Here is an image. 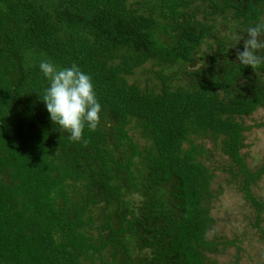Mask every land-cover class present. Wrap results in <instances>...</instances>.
Returning a JSON list of instances; mask_svg holds the SVG:
<instances>
[{"label": "trees", "instance_id": "16d2710c", "mask_svg": "<svg viewBox=\"0 0 264 264\" xmlns=\"http://www.w3.org/2000/svg\"><path fill=\"white\" fill-rule=\"evenodd\" d=\"M131 1L0 0V264H210L214 174L195 138L220 141L264 235L251 191L264 167L240 155L264 65L240 64L233 38L264 0ZM42 60L92 76L102 111L86 147L51 121ZM148 61L159 91L129 81Z\"/></svg>", "mask_w": 264, "mask_h": 264}, {"label": "rangeland", "instance_id": "374dc122", "mask_svg": "<svg viewBox=\"0 0 264 264\" xmlns=\"http://www.w3.org/2000/svg\"><path fill=\"white\" fill-rule=\"evenodd\" d=\"M159 69L160 66L148 61L135 69L129 81H135L143 89L147 87L159 91L162 87L161 80L156 76ZM171 69L164 66V76H169ZM168 83L178 86L181 81L169 80ZM242 124L244 147L240 150V155L245 166L251 172H256L264 167V108L244 117ZM130 133L135 139L138 138L137 131ZM194 145L201 151L209 152L207 154L202 151L197 160L202 161L214 174L210 184L213 197L206 204L214 219L207 239L214 241L217 246L216 254L210 256V264H264V235L253 226L256 208L244 200V192L239 190L242 177L232 176L228 169L231 160L222 152L219 140L195 138ZM188 146V143L184 144V148ZM69 188L73 189L72 194L76 192V186ZM251 191L253 196L263 203V220L260 226L264 228V173L251 184ZM134 200L139 202L136 196Z\"/></svg>", "mask_w": 264, "mask_h": 264}, {"label": "clouds", "instance_id": "9594fccd", "mask_svg": "<svg viewBox=\"0 0 264 264\" xmlns=\"http://www.w3.org/2000/svg\"><path fill=\"white\" fill-rule=\"evenodd\" d=\"M233 38L244 41L243 50L237 49V61L254 70L264 65V16ZM39 68L49 81L42 96L51 121L59 129L70 134L73 142H82L86 147L84 131H95L101 120L102 106L97 98L93 78L73 63L70 67L57 68L52 62L42 60Z\"/></svg>", "mask_w": 264, "mask_h": 264}]
</instances>
